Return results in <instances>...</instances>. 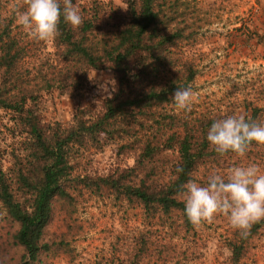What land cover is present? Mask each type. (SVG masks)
Segmentation results:
<instances>
[{"label": "trees", "instance_id": "obj_1", "mask_svg": "<svg viewBox=\"0 0 264 264\" xmlns=\"http://www.w3.org/2000/svg\"><path fill=\"white\" fill-rule=\"evenodd\" d=\"M4 1L0 0V109L22 116L28 146L23 161L13 169L3 171L0 165V205L18 226L13 238L23 249V264H35L47 250L44 234L56 207L65 209L72 197L85 191L96 196L112 193L115 200L138 204L147 213L178 212L186 231L193 230L180 186L193 180L201 165L215 160L219 166L216 156L236 154L221 156L206 139L211 123L226 117L223 112L195 116L179 109L176 113L174 92L187 87L197 74L191 60L182 62L176 53L183 40L173 9L176 0H122L126 10L112 7V18L97 5H85L81 27L73 29L61 18L49 65L36 64L40 56L34 41L14 32L15 17L9 16ZM100 13L112 20L113 31L97 38ZM90 70H110L116 77L111 96L103 101V114L90 119L76 115L72 127L60 131L57 125L49 126L48 134L28 103H36L41 92L51 90V82L60 83L62 93L82 97ZM246 107L247 120L264 123L262 108L250 102ZM101 137L131 151L133 166L104 176H82L76 172L73 147L99 145ZM259 147L264 146L253 143L248 152ZM255 155L264 161V151ZM261 230L264 221L253 225L247 238L233 229L225 242L230 264H240L250 240Z\"/></svg>", "mask_w": 264, "mask_h": 264}, {"label": "rangeland", "instance_id": "obj_2", "mask_svg": "<svg viewBox=\"0 0 264 264\" xmlns=\"http://www.w3.org/2000/svg\"><path fill=\"white\" fill-rule=\"evenodd\" d=\"M4 3L9 16L15 17L14 32L24 40L34 41L33 48L40 56L36 64L49 65L55 51L53 40L38 41L16 22L17 10L26 9L25 0H5ZM73 3L80 11L85 5H97L109 12L111 18L114 16L110 13L112 7L122 13L126 10L122 0H73ZM255 5L252 0H176L173 9L177 11L183 39L176 53L182 62L191 60L197 72L194 81L187 86L196 94L191 107L195 116L219 111L226 117L231 112L245 117L250 113L246 107L250 102L263 109L264 117V11L259 12ZM100 15L102 26L95 32L97 38L104 33L107 37L113 31L112 20ZM63 73L62 68L60 74ZM115 84L112 71L90 70L82 97L62 93L61 84L51 82V90L41 92L36 103L28 104L46 129L57 125L62 131L73 126L76 115L90 119L103 114V101L111 96ZM21 119L20 114L0 109L3 171L13 169L26 155L28 135ZM47 133H51V129H47ZM100 142L73 147L77 173L104 176L133 166L134 154L122 150L120 142L105 140V137H101ZM258 151H264V147L247 152L243 157L228 155L221 159L216 156L220 165L216 166L215 160L201 165L193 180L203 185L212 173L226 177L230 169L251 164L264 171V161H259L255 155ZM72 198L65 209L60 205L56 207L44 234L48 248L41 252L35 264H230L225 242L234 228L223 214L186 231L175 211L167 215L158 210L147 213L140 205L115 200L112 193L105 191L97 196L85 191ZM17 229V224L7 217L0 205V264L25 262L22 247L14 243ZM240 264H264V230L250 240Z\"/></svg>", "mask_w": 264, "mask_h": 264}, {"label": "clouds", "instance_id": "obj_3", "mask_svg": "<svg viewBox=\"0 0 264 264\" xmlns=\"http://www.w3.org/2000/svg\"><path fill=\"white\" fill-rule=\"evenodd\" d=\"M25 4V10H17L16 22L41 42L52 41L60 34L61 18L73 29L84 23L73 0H25ZM172 98L178 109L191 111L196 94L191 87H177ZM206 139L221 156L234 153L243 157L253 143L264 145V123L230 115L214 120ZM177 172H183V168H177ZM180 190L185 214L193 226L210 223L223 214L241 237L247 238L253 225L264 221V171L255 164L234 167L226 177L212 173L203 185L189 180Z\"/></svg>", "mask_w": 264, "mask_h": 264}, {"label": "crops", "instance_id": "obj_4", "mask_svg": "<svg viewBox=\"0 0 264 264\" xmlns=\"http://www.w3.org/2000/svg\"><path fill=\"white\" fill-rule=\"evenodd\" d=\"M252 3L255 5L256 3V7L259 8V12H263L264 11V0H252Z\"/></svg>", "mask_w": 264, "mask_h": 264}]
</instances>
